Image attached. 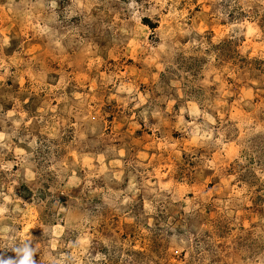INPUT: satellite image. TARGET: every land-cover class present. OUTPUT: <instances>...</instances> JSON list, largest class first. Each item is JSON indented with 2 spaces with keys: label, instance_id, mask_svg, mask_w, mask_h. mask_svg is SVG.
Instances as JSON below:
<instances>
[{
  "label": "rangeland",
  "instance_id": "obj_1",
  "mask_svg": "<svg viewBox=\"0 0 264 264\" xmlns=\"http://www.w3.org/2000/svg\"><path fill=\"white\" fill-rule=\"evenodd\" d=\"M0 264H264V0H0Z\"/></svg>",
  "mask_w": 264,
  "mask_h": 264
},
{
  "label": "trees",
  "instance_id": "obj_2",
  "mask_svg": "<svg viewBox=\"0 0 264 264\" xmlns=\"http://www.w3.org/2000/svg\"><path fill=\"white\" fill-rule=\"evenodd\" d=\"M145 22H147V23H145L146 25H148V26H150V27H155V26H153L151 23H149L148 21H145Z\"/></svg>",
  "mask_w": 264,
  "mask_h": 264
},
{
  "label": "bare ground",
  "instance_id": "obj_3",
  "mask_svg": "<svg viewBox=\"0 0 264 264\" xmlns=\"http://www.w3.org/2000/svg\"><path fill=\"white\" fill-rule=\"evenodd\" d=\"M146 27V26H145Z\"/></svg>",
  "mask_w": 264,
  "mask_h": 264
}]
</instances>
